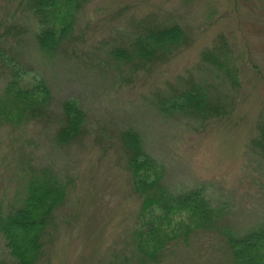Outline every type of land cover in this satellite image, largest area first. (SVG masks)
I'll return each mask as SVG.
<instances>
[{"label": "rangeland", "instance_id": "obj_1", "mask_svg": "<svg viewBox=\"0 0 264 264\" xmlns=\"http://www.w3.org/2000/svg\"><path fill=\"white\" fill-rule=\"evenodd\" d=\"M149 23L180 26L185 45L161 68L135 74L110 54ZM38 31L23 0H0V34L9 33L10 57L27 85L43 80L52 92L43 119L0 124V213L17 205L29 168H51L70 185L38 264H117L116 253H136L140 201L120 140L127 130L138 133L145 151L165 167L163 184L171 192L204 186L221 213L216 229L170 244L160 264H234L227 234L242 235L264 222V158L250 143L264 112V0H88L73 40L53 59L39 52ZM220 36L231 70L239 73L236 88L202 59ZM9 79L0 67V94ZM185 80L233 107L231 115L203 123L163 115L156 101ZM67 101H76L87 120L77 141L58 146ZM5 256L0 237V261Z\"/></svg>", "mask_w": 264, "mask_h": 264}, {"label": "trees", "instance_id": "obj_2", "mask_svg": "<svg viewBox=\"0 0 264 264\" xmlns=\"http://www.w3.org/2000/svg\"><path fill=\"white\" fill-rule=\"evenodd\" d=\"M87 1L23 0L39 25L35 38L43 56L55 58L61 48L73 40L77 17ZM147 25L140 26L142 29L133 39L110 54L118 65L135 74H149L161 68L186 41L184 31L176 24ZM8 34H0V67L6 68L10 76L0 94V124L21 127L43 119L52 104V92L43 80H36L32 86L26 84L25 75L6 47ZM227 45L226 38L220 36L212 50L202 53V59L216 71L223 72L236 88L239 73L236 68L234 71L230 68ZM208 94L201 83L185 80L172 87L169 95L161 97L155 106L163 115L191 116L202 123L228 118L233 107L221 104ZM62 108L63 119L55 143L68 146L83 135L87 112L76 101H67ZM120 140L140 211L132 235L136 253H116L117 264H160L170 244L188 243L194 233L216 229L221 213L211 203L204 186L178 194L171 192L163 184L165 167L145 151L143 138L127 130ZM250 143L264 158V112ZM69 188V183L51 168H29V177L17 205L0 213V237L6 252L0 264H38L43 257L44 239L54 224L56 211L68 197ZM226 237L234 264H264V222L245 234L229 232Z\"/></svg>", "mask_w": 264, "mask_h": 264}]
</instances>
